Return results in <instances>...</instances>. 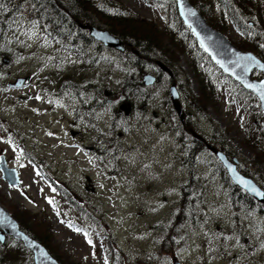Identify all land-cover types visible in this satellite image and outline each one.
Segmentation results:
<instances>
[{
	"label": "rangeland",
	"instance_id": "1",
	"mask_svg": "<svg viewBox=\"0 0 264 264\" xmlns=\"http://www.w3.org/2000/svg\"><path fill=\"white\" fill-rule=\"evenodd\" d=\"M123 1L137 13L164 21L165 0ZM92 22L107 28L95 16ZM28 30L36 34L29 38ZM223 33L235 43L242 39L233 25ZM87 45L99 57L94 67L47 42L31 23L0 25V153L21 177L20 186L12 187L0 170V203L15 218L25 217L28 229L46 240L62 264H105V258L107 264H264V216L235 215L221 169L211 179L205 172L217 168L208 153L196 167L206 195L202 217L186 224L185 233L173 235L169 244L161 229L175 216L189 172L174 130L181 120L170 98L172 82L195 128L205 136L216 129L239 166L264 188V165L251 164L256 152L243 142L250 112L226 106L225 98L205 112L191 108L179 86L187 80L197 93L198 81L188 55L181 54L172 81L165 72L161 80L144 84L146 100L129 91L133 109L125 114L120 110L123 84L138 75L131 55ZM254 72V78L264 76ZM26 75L32 76L30 82L9 86ZM0 252L5 261L29 260L28 251L13 243Z\"/></svg>",
	"mask_w": 264,
	"mask_h": 264
},
{
	"label": "trees",
	"instance_id": "2",
	"mask_svg": "<svg viewBox=\"0 0 264 264\" xmlns=\"http://www.w3.org/2000/svg\"><path fill=\"white\" fill-rule=\"evenodd\" d=\"M98 1L0 0L8 9V11L0 12V25L5 27L7 24L16 22L38 21V29L47 42L57 44L60 49L72 52L77 59L94 67L99 57L94 51H88L87 44L91 47L96 45L98 52L106 47L91 37L88 30L82 29L79 22L91 21L89 23L95 25L92 19L94 16L97 17L107 25V29L125 42V53L128 52L131 55L130 63L138 73V75L135 73L133 77L128 76L123 84L125 91L120 101L129 102L131 105L129 91L141 94L140 98L146 100L149 91L142 90L145 74H153L152 71H157V81L161 80L163 75L165 76V71L157 63L158 60L163 61L172 69L175 76V63L181 54L188 55L189 66L198 81V92L193 93L189 89L187 80L180 83L179 87L181 91H184L191 108L205 112L210 107L221 106L223 98L228 107L233 108L234 105H240L245 108L250 115L242 126L244 129L243 142L256 152L251 164L258 167L264 165V111L259 99L233 77L224 73L203 50L179 15L175 0H165L162 23L157 19L137 13L123 0H102L104 5H100ZM191 2L199 7L209 23L220 31L225 32L227 26H235L242 39L234 43L244 50L257 53L264 60V47H261L264 45V0H191ZM84 32L87 35H84ZM166 78L173 80L171 76ZM72 86L78 87V84L73 82ZM191 129L202 134L195 128V123L188 115L184 123H175L177 141L184 152L183 161L189 168V172L187 179L180 186L181 201L175 210V216L167 228H161L166 233L167 244L174 242L173 235L185 233L186 224L196 222L203 215L201 208L205 205L206 195L196 167H198L197 161L204 153L212 156L213 160H210L213 163L212 168H214V162L217 165L216 169L208 168L205 171L209 173L208 178L211 179L215 176L214 173L218 172L219 168L221 169L235 215L242 217L245 214L252 217L255 213H260L264 216V203L255 201L251 195L231 180L218 157L207 148L204 140L193 135ZM203 137L210 142L213 141L216 145L219 144L218 147L222 148L230 159L235 157L229 143L216 129L209 136L203 135ZM258 148L259 150H256ZM238 168L248 176L253 174L239 164ZM71 201L76 203L73 198ZM16 218L23 230L45 246L47 245L45 239L39 238L36 233L28 229L25 217L21 219L17 215ZM54 256L61 262L57 255Z\"/></svg>",
	"mask_w": 264,
	"mask_h": 264
},
{
	"label": "water",
	"instance_id": "3",
	"mask_svg": "<svg viewBox=\"0 0 264 264\" xmlns=\"http://www.w3.org/2000/svg\"><path fill=\"white\" fill-rule=\"evenodd\" d=\"M175 1L179 15L181 16L185 25L189 27V25L191 24V27L189 28H191V32L197 39L199 45L201 46V40H203L204 47H201L204 49V51L205 47H207L208 51L206 52L209 54L211 59L223 70L224 73L230 75L236 81H238L245 89L251 91L259 99L261 108L264 111V101L259 98L258 91L259 86L262 82H264V76L260 79L253 77V72L255 70L264 73V67L260 66L264 65V60L261 59L256 53L238 47L222 31L212 26L208 22L207 18L203 15L201 10L190 0H183L185 15L181 14L180 0ZM188 9L194 11L196 15L194 17H188L186 15ZM79 26L83 29H88L90 31V36L93 37L96 41L102 43L105 47L113 48L120 52H124L126 50L125 42L120 37L113 34L110 30L99 28L88 22H79ZM193 29H195V32L193 31ZM241 56H252L255 58V60L249 64V70L246 74L242 67H237L233 63L234 61H237L238 58ZM217 61L223 63L228 68V71H225V68L221 67V63H217ZM3 62L8 63L9 58L4 57ZM157 63L163 71L167 72L170 76L173 77L174 73L172 69H170L163 61L158 60ZM240 63L244 64L245 61H240ZM30 79L31 76L29 75L25 77L19 76L14 81L10 82L9 86H22L26 81H29ZM155 81V75L151 73H147L144 75L143 83L145 85L150 86L154 84ZM247 84L256 85V88H248L246 86ZM107 93L108 92H106V94ZM170 98L181 122L184 123L186 118V112L182 101V95L177 86L176 81H174L170 86ZM120 109L124 110L125 114H128L132 110V105L129 102H123L120 105ZM191 131L195 137L205 141L207 148L218 157V159L224 165L231 180L236 185L240 186L255 200L259 201L260 203H264V196H256L255 194L249 192L242 185L236 182L237 177L242 178L255 185L259 191L264 192V188L261 187L252 177L244 174L239 170L238 164L240 160L238 159V157L230 159L222 148L205 139L203 135L198 133L196 130L191 129ZM230 167L235 169V173L229 170ZM0 170L2 172L3 179L10 186L20 185L21 178L19 171L17 168L8 164L5 155L1 156ZM5 233L15 237L17 240L22 241L24 245L34 253V258L37 264H61V262L54 255H52V253L44 244H42L40 241L36 240L34 237L26 233L23 229H21L18 220L10 213L8 209H6L0 203L1 240H3V236L5 235ZM174 264L183 263L178 260H175Z\"/></svg>",
	"mask_w": 264,
	"mask_h": 264
},
{
	"label": "snow or ice",
	"instance_id": "4",
	"mask_svg": "<svg viewBox=\"0 0 264 264\" xmlns=\"http://www.w3.org/2000/svg\"><path fill=\"white\" fill-rule=\"evenodd\" d=\"M180 3H181V14L182 15H185V12H184V5H183V0H180ZM2 11H8V9L5 7V5L0 2V12ZM188 17H194L196 15V13L194 11H192L191 9H188L187 10V14H186ZM38 24L39 22L38 21H32L31 22V28L32 29H35L38 27ZM17 27H22V25H17ZM189 27H191V24L189 25ZM193 31L195 32V29H193ZM25 35H29V38H31V36H34L36 33L35 31H32V30H28V31H25L24 33ZM198 35V33H197ZM201 46L204 47V42L203 40H201ZM261 47H264V45H261ZM205 51H208L207 47H205ZM255 60L254 57L252 56H241L238 58L237 61H234L233 63L237 66V67H242L245 74L248 72L249 70V64L251 62H253ZM240 61H245L244 64H241ZM217 63H221L220 61H217ZM258 63V62H257ZM261 67H264V65H260ZM221 67H224L225 68V71H228V68L223 64L221 63ZM248 88H256V85H253V84H247L246 85ZM259 98L264 101V82L261 83V85L259 86ZM36 99H41L40 96H37ZM147 167V166H146ZM229 170L233 173H235V169L234 168H229ZM237 183H239L240 185H242L245 189H247L249 192L255 194L256 196H264V192H261L257 189V187L253 184H251L249 181L247 180H244L242 178H239L237 177V180H236ZM49 203H53V201H49ZM14 227V226H13ZM76 231H80V229H76ZM84 235L87 237L88 236V233L85 232ZM224 239L226 240H233L234 237L233 236H225ZM235 240L239 243L240 242V237L239 236H236L235 237ZM88 243L91 244L92 241L89 239L88 240ZM240 247L243 248L245 247V244L243 243H240ZM261 248H264V243H261L260 245ZM105 264H107V259L105 258Z\"/></svg>",
	"mask_w": 264,
	"mask_h": 264
},
{
	"label": "flooded vegetation",
	"instance_id": "5",
	"mask_svg": "<svg viewBox=\"0 0 264 264\" xmlns=\"http://www.w3.org/2000/svg\"><path fill=\"white\" fill-rule=\"evenodd\" d=\"M199 8V7H198ZM200 9V8H199ZM99 27V26H98ZM102 28V27H100ZM105 29V28H103ZM2 154V153H0ZM21 227V226H20ZM22 229V228H21ZM25 231V230H24ZM26 232V231H25ZM27 233V232H26ZM29 234V233H28ZM30 235V234H29ZM32 236V235H31ZM33 237V236H32ZM36 239V238H35ZM37 240V239H36ZM39 241V240H38ZM13 243L14 245L16 244L17 249H20L22 251H28L29 255V260L28 261H19V262H10V261H5L2 253L0 252V264H37L34 258V253L27 248L24 243L20 240H17L15 237L8 235L5 233L3 236V240L0 239V248L3 250L4 248H8L9 244ZM3 261V263H1Z\"/></svg>",
	"mask_w": 264,
	"mask_h": 264
}]
</instances>
